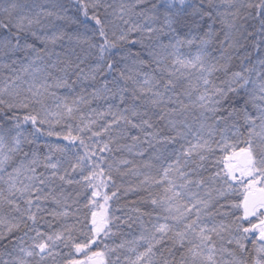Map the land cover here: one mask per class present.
<instances>
[{
	"label": "snow or ice",
	"instance_id": "obj_1",
	"mask_svg": "<svg viewBox=\"0 0 264 264\" xmlns=\"http://www.w3.org/2000/svg\"><path fill=\"white\" fill-rule=\"evenodd\" d=\"M0 264H264V0H0Z\"/></svg>",
	"mask_w": 264,
	"mask_h": 264
},
{
	"label": "trees",
	"instance_id": "obj_2",
	"mask_svg": "<svg viewBox=\"0 0 264 264\" xmlns=\"http://www.w3.org/2000/svg\"><path fill=\"white\" fill-rule=\"evenodd\" d=\"M134 199V198H133ZM121 203H124V201L123 200H121Z\"/></svg>",
	"mask_w": 264,
	"mask_h": 264
}]
</instances>
